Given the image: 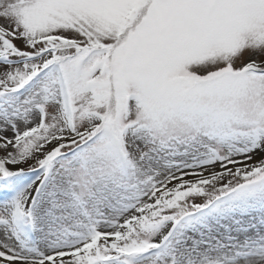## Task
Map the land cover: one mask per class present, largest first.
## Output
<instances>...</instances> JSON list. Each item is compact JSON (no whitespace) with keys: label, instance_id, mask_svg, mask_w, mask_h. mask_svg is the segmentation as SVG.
Instances as JSON below:
<instances>
[{"label":"snow or ice","instance_id":"snow-or-ice-1","mask_svg":"<svg viewBox=\"0 0 264 264\" xmlns=\"http://www.w3.org/2000/svg\"><path fill=\"white\" fill-rule=\"evenodd\" d=\"M0 264H264V0H0Z\"/></svg>","mask_w":264,"mask_h":264}]
</instances>
